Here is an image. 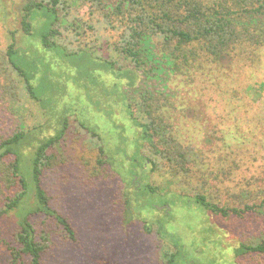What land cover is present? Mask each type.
<instances>
[{"label":"trees","instance_id":"16d2710c","mask_svg":"<svg viewBox=\"0 0 264 264\" xmlns=\"http://www.w3.org/2000/svg\"><path fill=\"white\" fill-rule=\"evenodd\" d=\"M0 15L2 21L12 15L16 25L6 28L8 43L0 52V105L18 118L11 133L0 135V218L17 219L6 244L8 264H44L58 243L77 242L43 184L46 172L66 163L69 132L95 154L92 163L81 160L90 164L83 172L90 183L119 179L124 224L138 222L154 238L158 264H264V226L225 254H215L223 237L207 219L180 227L197 214L226 221L264 216V181L223 202L197 168L199 154L180 142L168 96L139 84L141 75L186 76L223 58L261 67L255 52L264 50V0H19L9 14L0 0ZM87 33L90 43L81 46ZM69 84L89 100L77 114ZM248 88L261 94L264 83ZM90 103L111 129L109 138L92 125ZM32 107L43 121L28 127ZM256 129L264 136L263 121ZM156 175L164 191L152 181Z\"/></svg>","mask_w":264,"mask_h":264},{"label":"rangeland","instance_id":"374dc122","mask_svg":"<svg viewBox=\"0 0 264 264\" xmlns=\"http://www.w3.org/2000/svg\"><path fill=\"white\" fill-rule=\"evenodd\" d=\"M3 1L8 14L19 2ZM81 18L87 20L88 16L86 14ZM14 26L12 15L3 21L0 15V52L5 50L8 43L6 30ZM108 33L114 39L111 32ZM87 34L85 38H80L78 44L83 46V43H90L91 34ZM262 51L255 52L261 56V67H254L250 63L249 67L239 57L223 58L215 64L204 62L199 71L186 76L146 80L141 75L139 81L149 91L168 96L170 122L179 132L180 142L199 154L197 164L202 165L197 168L202 170L204 178L206 174L207 181L219 191L223 202L227 201L228 195L236 194L240 189L253 188L254 184L264 181V146L260 142L262 140L264 144V136L261 130L256 129L260 121L264 122V104H261L264 102V91H260L261 94L256 91L258 85L264 83ZM249 86L256 90H249ZM66 93L74 114L82 112L85 103L89 104V100L80 95L73 84L67 86ZM92 103L90 108L93 109ZM94 112L93 109L88 114L92 125L96 123L102 135L109 138L111 129ZM116 118L121 119L120 116ZM17 120L8 106L0 105V135L11 133L18 124ZM25 121L28 127L41 121L34 107ZM68 135L71 138L64 146L66 163L46 172L43 184L51 199V206L69 218L76 231L77 242L58 243L43 258L44 264H158L154 238L143 234L138 222L124 224L119 179H95L94 185L90 183L88 177L83 175L90 164H81V160L88 158L92 163L95 154L81 145L71 132ZM152 181L164 191L166 185L162 177L156 175ZM195 183L196 180H193L192 184ZM170 186L167 183V188ZM194 217L195 221L180 227L185 230L190 226L196 227L205 219L215 225L223 237L222 245L213 246L215 254L219 249L228 253V247L236 244L237 240L250 235L251 230L264 226V216L259 214L229 221L210 213L205 217L198 214ZM180 219L187 221V218ZM16 220L12 214L0 218V264L9 263L6 244L10 241V233L15 230ZM37 222H41V219ZM49 225L54 228L47 221L46 226ZM224 250L222 254H225Z\"/></svg>","mask_w":264,"mask_h":264}]
</instances>
